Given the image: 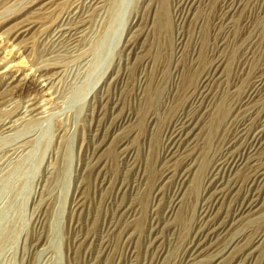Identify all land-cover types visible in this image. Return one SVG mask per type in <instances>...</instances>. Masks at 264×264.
<instances>
[{"label": "rangeland", "instance_id": "374dc122", "mask_svg": "<svg viewBox=\"0 0 264 264\" xmlns=\"http://www.w3.org/2000/svg\"><path fill=\"white\" fill-rule=\"evenodd\" d=\"M16 1L0 3V35L33 18V0ZM75 1H61L53 15L38 17L30 35L18 42L26 52L21 57L27 65L24 74L57 64L53 72L60 75L52 83L36 77L35 82L46 85L44 93H49L41 101L49 97L54 101L43 115L28 117L19 131L0 137V264H186L185 250L202 224V208L209 203L208 173L229 143L230 122L245 116L246 109L237 111L238 106L264 66V2L242 1L239 13L243 8L246 13L235 16L236 28L229 38L225 35L226 47L221 48L224 30L217 21L228 0H197V9L181 25L175 9L178 0H166L169 19L163 28L154 16H159L162 0H107L103 8H82L87 27L76 50L58 47L60 53L52 54L56 46L45 43V27ZM245 19L252 23L251 34L244 29ZM137 29L143 31L145 51L126 71L123 49ZM179 39L181 51L175 46ZM52 55L54 60L49 59ZM219 56L225 74L210 98V113L194 136L190 161L195 174L170 215L173 191L180 188L183 172L178 174L180 164L163 156V136L174 116L186 108L201 73ZM148 61L144 67L142 63ZM3 89L0 127L24 112L28 102L24 91ZM260 92L254 105L263 108L264 90ZM101 93L117 104L104 113L108 128L119 126L127 112L135 119L119 127L97 151L101 167L95 171L88 166L89 157L108 129L96 102ZM125 140L132 160H123L119 144ZM13 149L17 155L8 153ZM168 172L170 177L163 180ZM120 205L123 212L129 210L119 211ZM232 205L224 204L220 210L224 217ZM157 223L162 224L151 235ZM236 237H247L251 245L263 237L245 264H264V210L237 224L222 247ZM215 254L212 250L190 264H221L227 257L213 263Z\"/></svg>", "mask_w": 264, "mask_h": 264}, {"label": "bare ground", "instance_id": "6f19581e", "mask_svg": "<svg viewBox=\"0 0 264 264\" xmlns=\"http://www.w3.org/2000/svg\"><path fill=\"white\" fill-rule=\"evenodd\" d=\"M2 1L3 0H0L1 4ZM61 1L67 2V0H33L31 2L32 7H30V5L26 7L33 9L32 12H30V15H32L33 18L26 20V22L21 24V26H18L16 30L14 29V31L10 33H5L6 36L3 33L0 35V87L2 89L4 88V91H12L16 89L24 91L26 98H28L27 106L24 107V112L20 111L18 115L15 114V117L12 120L10 119V122H6L0 127L1 138L15 132L22 124L27 123L28 117L33 115L34 118L43 115L50 105L49 103L53 100L49 97L45 100L43 99L44 101H41V98L49 93H44L43 86L46 85L41 86L38 84L37 80L35 82V79L39 76L41 79L45 78V83H48V81L52 83L54 79L60 75L59 72H53L57 70V64H52V66L48 65L50 67L34 68L33 70L31 69V74H24L27 65L24 64L25 58L22 60L21 57L26 52L21 50V46L18 42L30 35L37 23H39L36 21L39 20L38 17L48 16L51 13V15H53L55 8L62 4ZM81 1L82 0H78L70 4L68 11L62 12L61 14L59 13V15L57 14L58 16L55 21L45 27L46 30L44 31H46V35H48L45 39V43H48L52 48L54 46L57 48L53 49V51L50 50L52 54L60 53L59 51L61 49L59 50L58 47L64 48L66 51L70 52L76 50L75 44L79 35L83 34L81 36L84 37V34L86 33V31H83V28L87 24V16L86 13L83 14L82 8L83 10L85 7L94 10L103 8L107 0H86V5H83V2ZM242 1L243 0H228L221 8L222 15L217 21V27L221 29L223 28L224 30L221 48L225 46L223 44L226 40L225 35L229 38L236 28L237 23L234 22L235 16L237 14H239V16L242 14L241 17H244L246 13L244 8L243 11L239 13ZM262 1L264 2V0ZM161 5L162 9L159 16L156 15L157 13L154 16L156 21L160 22V27L163 28L169 19V9L166 0H162ZM197 7V0H178L177 7L175 8L177 10L176 14L178 15V24L181 25L184 24V22H187L190 14L193 10L197 9ZM63 10L65 11V9ZM48 22L44 23L48 24ZM244 22L245 31L250 32L251 34V29L253 27L252 23L246 19ZM142 34V29H137L134 36H132L128 43H126L127 45L125 49H123L124 53L127 55L126 62L124 63V70L126 71L134 67L139 56L145 51L144 47H141ZM182 44L183 42L181 39L175 43V46L179 51L182 49ZM254 44L255 43H252L250 48H253ZM11 46L13 48L5 50L9 49ZM62 55L63 54H61V56ZM67 56L69 55L67 54ZM54 58V55L49 56V59L54 60ZM134 58L136 59L134 60ZM11 62H13V64H9ZM224 63L222 57L219 56L214 59L213 63H211L203 73H201L199 81L196 83L198 84L195 89L196 91L189 99L186 108L179 111V113L174 116L170 121L168 129L164 133L163 138L166 141V144L163 148V156L166 157L168 162H173L176 165L180 164L178 170H176L178 171V174H180L181 171L183 172L182 175H180V178L182 177L180 188H175L173 191L172 197L174 198L175 205L173 206V209L169 211L170 215H172L173 210L180 204L179 197L182 194V188L185 186L186 182H188V179L190 180L191 176L195 174V172H193L195 164L192 165L190 161L193 154V142L196 138H194V136L197 129L200 128V121H204L205 116H208L210 113V102L212 100L210 98L212 97L215 86L222 82L224 78ZM142 64L145 67L150 64V61ZM258 75V77L256 76V82L249 87L245 98H243L238 106L237 111L242 107L246 109L244 111L245 116L238 119V121L232 119L235 121L234 123H232V121L230 122L228 132V135L230 134L228 139L229 143L224 147L223 154L216 161L215 167L208 173L205 196L207 198L206 202L209 201V203L202 208V224L200 223L201 225L198 227L194 238L187 250H185L186 253L184 260H186V264L193 263L197 261V259L199 260L202 256H207L212 250L216 252L214 258H212V262L215 261L213 263H218L221 258L227 256L221 260L223 261L221 264H245L248 261V256L255 253L258 250V247L263 243V237L255 241V244L253 243L252 245L248 243L247 237H236L232 242L227 243L224 248L222 247L223 242H227L231 230L236 227L237 224L242 222V220L250 219L264 210V107L258 108L254 105V102L257 101H255V99L262 93L260 91L264 90V66ZM144 79L146 80L145 76L141 79L140 90L145 86L146 81H144ZM191 83H193L191 78L186 81V84L189 86ZM96 102L99 107H102L104 127L108 128L107 123L109 121H105L104 113L107 108L111 107V105H115V100H112L108 95L101 93ZM122 118L119 126L108 128L103 133L104 135L101 143L93 151L91 157H89L90 161L88 162V166L91 169L95 171L100 169L101 161L96 158V153L102 145L105 144L106 140L111 136H115L119 127L125 128V125H129L132 120L135 119L131 112H127ZM152 120H154V118ZM17 131H19V129ZM127 141L128 140H125L119 144L120 151L122 152V155H124V161L132 160L134 157L133 153L125 147ZM13 151H15L14 154L17 155L16 149L11 151L8 150V153ZM180 158H182V160L179 161ZM170 174L171 172H168L167 175L165 173V176L162 177V179H167L166 177ZM228 201L231 204L233 203V205L232 207L229 206V210L225 212V215H227L224 217L220 210H222L224 204ZM219 206L220 208H217ZM124 209L125 208H122L121 206L118 210L123 212ZM128 210L129 209L123 213H126ZM169 213H166L165 218L168 217ZM162 223L155 224L156 226L152 229L151 235L154 234L156 229L159 228Z\"/></svg>", "mask_w": 264, "mask_h": 264}]
</instances>
